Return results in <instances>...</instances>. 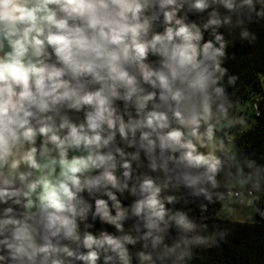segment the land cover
<instances>
[{"label":"clouds","instance_id":"obj_1","mask_svg":"<svg viewBox=\"0 0 264 264\" xmlns=\"http://www.w3.org/2000/svg\"><path fill=\"white\" fill-rule=\"evenodd\" d=\"M262 41L264 0H0V264H189L264 219Z\"/></svg>","mask_w":264,"mask_h":264},{"label":"trees","instance_id":"obj_2","mask_svg":"<svg viewBox=\"0 0 264 264\" xmlns=\"http://www.w3.org/2000/svg\"><path fill=\"white\" fill-rule=\"evenodd\" d=\"M251 57V61L248 57ZM251 63L249 73L251 77L259 76L258 69H264V41L253 45L247 54L237 58L236 66ZM254 91L253 85L245 80V94ZM253 128L248 137H242L241 148L244 143L249 144L250 151L259 153L262 149L257 146L259 140L264 139V121L253 120ZM257 186H264V172L252 173L248 187L258 190ZM264 204V202H262ZM256 221L245 222L229 219L232 222V231L227 242L210 250L193 249L189 264H264V219L256 214ZM223 219V218H221Z\"/></svg>","mask_w":264,"mask_h":264},{"label":"crops","instance_id":"obj_3","mask_svg":"<svg viewBox=\"0 0 264 264\" xmlns=\"http://www.w3.org/2000/svg\"><path fill=\"white\" fill-rule=\"evenodd\" d=\"M231 211H232V215L228 217V219L237 220V221H245V222L256 221V215L251 208L243 212L238 208L232 209Z\"/></svg>","mask_w":264,"mask_h":264},{"label":"rangeland","instance_id":"obj_4","mask_svg":"<svg viewBox=\"0 0 264 264\" xmlns=\"http://www.w3.org/2000/svg\"><path fill=\"white\" fill-rule=\"evenodd\" d=\"M259 76H261V77H264V73H259ZM254 120V119H253ZM253 188V192H256V191H258L256 188H254V187H252Z\"/></svg>","mask_w":264,"mask_h":264}]
</instances>
